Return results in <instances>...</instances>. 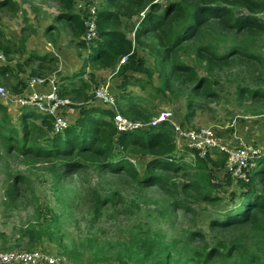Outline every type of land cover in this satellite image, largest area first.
<instances>
[{
    "label": "rangeland",
    "instance_id": "rangeland-1",
    "mask_svg": "<svg viewBox=\"0 0 264 264\" xmlns=\"http://www.w3.org/2000/svg\"><path fill=\"white\" fill-rule=\"evenodd\" d=\"M171 1L120 0L114 7L109 0H72L76 18L70 21L64 19L67 0H12L0 7V45L5 47L0 52L5 67L13 68L15 74L0 76V86L19 95L32 78H58L61 89L82 74L91 90L88 99L76 102L72 109L80 113L94 104L97 88L108 83L121 88L128 73L148 84L146 91H132V96L150 95L154 105L148 121H137L149 122L172 111L185 128H212L226 143L235 136L234 144L247 141L239 139V133L255 129L253 137L259 140L255 145L264 148V97L252 95L264 91V83L260 84L264 65L248 58L207 61L197 51L213 37L222 42L220 50L236 44L264 55V34L256 28L224 31L210 18L205 36L171 49L163 27L152 22L147 31L145 22ZM93 12L96 20L91 19ZM257 17L264 20V14ZM91 22L100 43L105 41L101 29L131 43L130 52L115 66L90 63L95 53L88 43ZM6 48L11 52L6 53ZM33 54L47 57L48 62L32 60ZM139 60L144 61L147 74L131 70L122 74V68ZM60 64L68 65L71 74L66 76ZM156 87L160 93L154 91ZM20 111L13 106L8 109L12 125L23 135ZM130 157L143 179L149 159L140 154ZM90 158L78 160L86 169L68 170L66 159L24 155L0 138V252L47 254L68 264H264V235L256 225H214L240 207V199L234 200L245 192L241 183L224 174V156L197 163L187 158L190 170L157 173L168 182L164 189L142 187L129 172H101ZM252 170L253 174L259 167ZM196 176L213 186L210 196L215 202L202 200L205 191L185 189ZM255 186L262 192L258 179ZM263 220L264 215H259L260 224Z\"/></svg>",
    "mask_w": 264,
    "mask_h": 264
},
{
    "label": "trees",
    "instance_id": "trees-1",
    "mask_svg": "<svg viewBox=\"0 0 264 264\" xmlns=\"http://www.w3.org/2000/svg\"><path fill=\"white\" fill-rule=\"evenodd\" d=\"M109 1L116 7L120 0ZM126 1L132 3L147 1L148 4L152 2V0ZM10 3H12V0H0V7H3V5L8 6ZM228 5L235 6L237 10L228 8ZM240 8L246 11H238ZM160 10L161 7L155 14L146 18L147 31L152 29V22L159 23L158 27H163L162 29L170 38L171 49L173 47L179 48L191 39L196 41L205 36L204 29L210 22V18L214 19V23L224 31L229 29L240 33L247 29L256 28L264 34V20L257 17V15L264 14V0H172L162 12ZM66 11L64 19L71 21L76 18L72 15V0H67ZM141 11L140 8L137 13ZM100 33L105 37V41L98 43L99 46L94 49L95 53L90 57V63L104 61L107 67H113L125 54L130 52L131 43L114 32H105L104 29H101ZM4 48L0 45V49ZM222 48L223 45L220 40L209 37L207 43L198 48L197 51L199 55H206L207 57H204L207 61L225 63L231 57L232 61L236 58H248L252 62L264 65V55L246 49L244 46L235 44L220 50ZM5 51L6 53L11 52L7 48ZM31 58L41 63L48 62L47 57H41L38 54H33ZM177 67H179L178 64ZM179 68L182 69L184 66L182 65ZM126 70L142 74L148 72L143 60L132 62L122 68L123 75ZM9 74H15V70L10 66L4 67L0 72L1 77ZM89 76L91 80H94V74ZM126 78H128V82L125 87L127 85L138 86L143 91H146V87L148 88V84L144 79L131 76H126ZM75 79H78V82L74 83ZM263 83L264 77L260 79V84ZM156 88H154V91L160 93L159 87ZM90 90V81L84 80L82 74H77L74 79H69L68 84L61 87L59 96L70 99L75 103L82 102L88 99ZM252 95L264 97V91L252 92ZM153 109L154 105L150 95L148 98H144L123 94L117 100V111L95 105L88 106L80 111V117L70 124L63 133H54L50 118L40 116L33 109L24 108L20 116L23 131V135H21L12 125L8 108L0 104V138L5 140L12 148L16 147L24 155L45 159H66L64 166L68 170L86 169V165L78 160L88 159V156H90L91 160L96 161L97 169L101 172L113 174L129 172L131 177L142 187L158 186L164 189L168 182L163 175L157 173H169L171 171L179 173L182 170L191 169L189 166L191 164H187L184 156H179L177 153L176 136L172 126L162 124L146 131L119 132L112 122L118 111L132 121H148L153 116ZM181 125L184 127L183 123ZM33 138L34 142L31 144ZM40 138L43 139L42 143ZM132 154H140L149 159L143 179H141L140 172L132 163L130 157ZM213 156L216 158L224 156L226 158L224 154L218 152H215ZM203 160L197 158L195 162H203ZM260 160L264 162L263 158ZM260 160L258 162L262 163ZM262 164L263 166L260 167L262 169L253 174V168L251 169L250 182H239L245 192L234 201L240 199V207L221 222H214V225L226 227L232 224L251 223L259 228L260 235H264V224H260L258 221V216L264 215V163ZM184 176L189 175L185 174ZM256 179H258L263 189L262 192H259L257 186H255ZM184 187L200 193L205 191L202 197L204 201L215 202L216 200V198L210 196L213 186L202 180L201 176H196L195 180L187 182Z\"/></svg>",
    "mask_w": 264,
    "mask_h": 264
},
{
    "label": "built area",
    "instance_id": "built-area-1",
    "mask_svg": "<svg viewBox=\"0 0 264 264\" xmlns=\"http://www.w3.org/2000/svg\"><path fill=\"white\" fill-rule=\"evenodd\" d=\"M91 19L96 20L95 12ZM88 43L91 50H94L99 43L98 33L90 24L88 33ZM5 57L0 52V72L4 67ZM124 62V61H123ZM125 63V62H124ZM58 78L46 80L43 78H32L27 86V90L19 95H12L0 86V99L6 105L10 103L17 105L20 109H33L40 116L51 119L54 133H63L70 126V119L67 110L73 109L78 104L67 98L59 96L60 85ZM63 85H66L63 84ZM62 85V86H63ZM94 104L104 108H116V96L113 93L111 84L100 86L93 93ZM112 122L119 132H138L156 128L162 124L172 126L175 131L177 153L179 156L206 160L213 156L215 152L226 156L224 174L229 176L234 182H250L251 169L256 166V162L262 157V149L248 141L239 140L237 144L223 142L217 137L212 128L204 130H192L184 128L178 117L172 111H164L158 114L149 122L132 121L117 112ZM0 264H68L61 258L47 254H35L29 252H0Z\"/></svg>",
    "mask_w": 264,
    "mask_h": 264
},
{
    "label": "crops",
    "instance_id": "crops-1",
    "mask_svg": "<svg viewBox=\"0 0 264 264\" xmlns=\"http://www.w3.org/2000/svg\"><path fill=\"white\" fill-rule=\"evenodd\" d=\"M50 46V45H49ZM52 50V49H51ZM53 51V53H55V50H52ZM47 52L48 53H52L50 50H47ZM38 55H40V54H38ZM56 56H58L57 54H55ZM41 57H44V56H42V55H40ZM73 62V61H72ZM4 67H5V65H4ZM3 67V68H4ZM60 70L61 71H63V72H65V73H67L66 74V76H68L69 74H71V70H69L68 69V65H66V64H60ZM13 69V68H12ZM126 76L127 77H129V74L128 73H126ZM132 77V76H131ZM134 77H136V76H134ZM136 78H138V77H136ZM128 78H126V77H124V81L122 82V85H121V88L119 87V88H117V87H115V83L114 84H112L111 85V87H112V90H113V93H114V95L116 96V108L115 109H112V108H106V109H109V110H116L117 111V100L123 95V94H130V95H133V92L132 91H134V92H136V90H142L140 87H138V86H133V85H127L126 87H125V84H127V82H128V80H127ZM142 79V78H141ZM78 80V79H77ZM109 84H111V83H109ZM135 88V90H132V89H134ZM131 89V90H130ZM143 91V90H142ZM139 96H143V95H139ZM144 97V96H143ZM0 104H2V105H4L5 107H9L8 109H9V111H10V106H13V107H15V108H19L17 105H15V104H13V103H10L9 104V106H6L1 100H0ZM20 109V108H19ZM21 111L23 110V109H20ZM20 111V112H21ZM119 112V111H118ZM20 116H21V114H20ZM67 116H68V118L70 119V123L72 124V123H74L75 121H76V119L77 118H79L80 117V113L79 112H77V111H75V110H72V109H69V110H67ZM255 130V129H254ZM254 130H249L248 128H246V130L245 131H241L239 134V136L241 137V138H239V139H245V140H247L248 142H250V143H257L258 144V142H259V140H258V138H254L253 137V132H254ZM263 130V129H262ZM264 131V130H263ZM263 136H264V134H263ZM237 138V136H235L232 140H231V142H228V143H230V144H234L235 142H236V139ZM253 140V141H252ZM262 148V147H261ZM262 156H264V148H262ZM262 159V158H261ZM264 159V158H263ZM263 160H260V162H262ZM258 163V165H256L255 167L256 168H260L261 166H263V164L262 163H264V162H262V163H259V162H257ZM262 168H260L259 170H261Z\"/></svg>",
    "mask_w": 264,
    "mask_h": 264
},
{
    "label": "clouds",
    "instance_id": "clouds-1",
    "mask_svg": "<svg viewBox=\"0 0 264 264\" xmlns=\"http://www.w3.org/2000/svg\"><path fill=\"white\" fill-rule=\"evenodd\" d=\"M255 168V167H254Z\"/></svg>",
    "mask_w": 264,
    "mask_h": 264
}]
</instances>
